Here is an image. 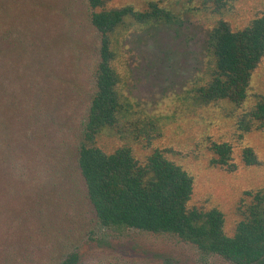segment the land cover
Instances as JSON below:
<instances>
[{
  "label": "rangeland",
  "instance_id": "rangeland-1",
  "mask_svg": "<svg viewBox=\"0 0 264 264\" xmlns=\"http://www.w3.org/2000/svg\"><path fill=\"white\" fill-rule=\"evenodd\" d=\"M152 1L163 17H127L111 36L125 110L98 145L130 146L142 161L164 150L194 178L190 206L219 208L232 234L250 193L264 190V128L248 113L264 96V56L242 104L207 101L200 89L216 69L213 27H245L264 0H227L219 12L198 0L107 6L144 11ZM90 13L88 0H0V264H233L174 234L100 222L78 166L100 60ZM215 142L232 145V165L219 161Z\"/></svg>",
  "mask_w": 264,
  "mask_h": 264
},
{
  "label": "trees",
  "instance_id": "trees-1",
  "mask_svg": "<svg viewBox=\"0 0 264 264\" xmlns=\"http://www.w3.org/2000/svg\"><path fill=\"white\" fill-rule=\"evenodd\" d=\"M109 1L88 0L90 21L101 35L100 60L78 156L100 222L107 227L174 234L203 255H219L233 264H264V190L250 193V202L240 207L243 218L228 234L225 215L219 208L190 206L194 178L164 150L156 148L142 161L130 146L108 152L98 145L102 132L115 127L125 110L118 90L120 77L112 64L116 52L111 36L127 17L146 22L164 12L154 1L150 2L151 9L144 11L132 5L108 7ZM198 1L197 8L217 12L228 4L227 0ZM209 43L216 69L211 81L200 89L202 96L207 101L228 99L242 104L252 73L264 56V13L237 30L220 20L210 33ZM248 113L264 128V96ZM214 150L220 162L232 165L233 147L229 142H215ZM243 156L249 163L257 162L251 147L244 149Z\"/></svg>",
  "mask_w": 264,
  "mask_h": 264
}]
</instances>
